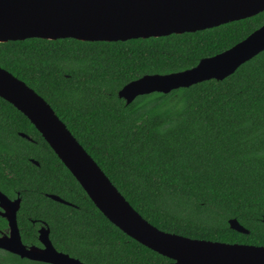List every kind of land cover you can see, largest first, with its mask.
Masks as SVG:
<instances>
[{
	"label": "trees",
	"instance_id": "obj_1",
	"mask_svg": "<svg viewBox=\"0 0 264 264\" xmlns=\"http://www.w3.org/2000/svg\"><path fill=\"white\" fill-rule=\"evenodd\" d=\"M263 24L264 11L159 38L9 41L0 43V68L49 104L152 226L191 239L264 246V51L223 81L139 96L129 105L117 97L143 76L191 69ZM0 191L20 199L24 245H39L44 225L57 251L84 264L167 261L113 226L27 118L1 98ZM231 219L248 234L230 229ZM5 262L35 264L9 255Z\"/></svg>",
	"mask_w": 264,
	"mask_h": 264
},
{
	"label": "water",
	"instance_id": "obj_2",
	"mask_svg": "<svg viewBox=\"0 0 264 264\" xmlns=\"http://www.w3.org/2000/svg\"><path fill=\"white\" fill-rule=\"evenodd\" d=\"M263 11L264 0H0V43L28 39L125 42L159 38L212 29ZM263 51L264 24L230 49L202 59L191 69L143 76L122 87L117 97L129 105L139 96L169 94L210 80L223 81ZM0 98L27 118L95 208L113 226L171 260L168 264H264V246L191 239L152 226L118 192L49 104L2 68ZM47 197L70 205L55 195ZM19 205V198L11 201L0 192V207L4 210L1 215L6 218L8 228V235L0 237V249L47 264H83L57 252L45 226L38 231L43 249L26 247L16 224ZM228 225L238 233L248 234L235 219L229 220Z\"/></svg>",
	"mask_w": 264,
	"mask_h": 264
},
{
	"label": "flooded vegetation",
	"instance_id": "obj_3",
	"mask_svg": "<svg viewBox=\"0 0 264 264\" xmlns=\"http://www.w3.org/2000/svg\"><path fill=\"white\" fill-rule=\"evenodd\" d=\"M1 192V191H0ZM2 193V192H1ZM3 194V193H2ZM18 194V193H17ZM3 195H5V194H3ZM6 196V195H5ZM7 197V196H6ZM8 198V197H7ZM16 198H19L18 197V195H16ZM16 198H8L9 200H11V201H13V200H15ZM19 209H20V205H19ZM19 209L16 211V224H17V214H18V211H19ZM4 213V210L0 207V226L1 225H6V227H0V237L1 236H3V235H8V228H7V220H6V218H4L1 214H3ZM32 223L34 222V221H31ZM34 224V223H33ZM44 226V225H43ZM39 229H40V227L38 228V230H37V241H38V231H39ZM50 240V239H49ZM51 242V241H50ZM38 244L39 245H31V246H35V247H38V248H40V249H43V246L39 243V241H38ZM52 244V243H51ZM243 245H248V244H243ZM26 247H31V246H28V245H25ZM56 250V249H55ZM57 251V250H56ZM57 252H59V251H57ZM60 253H63V252H60ZM65 254V253H64ZM4 255L5 256H7L8 257V255L9 256H12V257H17L18 259H20L21 261L23 260V261H27V262H31V263H35V264H47V263H43V262H39V261H33V260H29V259H26V258H20L19 256H17V255H14V254H11V253H9L8 251H5V250H2V249H0V260L2 261V263L0 262V264H5V263H7V262H5V257H4ZM69 256V255H68ZM70 257V256H69ZM71 258H73V257H71ZM74 259H77V258H74ZM167 259V258H166ZM78 260V259H77ZM79 261V260H78ZM172 261L171 260H169V259H167V261L164 263V264H168V263H171ZM82 263V262H81ZM7 264H12V263H7ZM84 264V263H83Z\"/></svg>",
	"mask_w": 264,
	"mask_h": 264
},
{
	"label": "rangeland",
	"instance_id": "obj_4",
	"mask_svg": "<svg viewBox=\"0 0 264 264\" xmlns=\"http://www.w3.org/2000/svg\"><path fill=\"white\" fill-rule=\"evenodd\" d=\"M4 257H5L6 259H8V257H7V256H5V255H4ZM5 258H4V259H5ZM1 263H2V262H1ZM5 264H7V263H5ZM24 264H25V263H24Z\"/></svg>",
	"mask_w": 264,
	"mask_h": 264
}]
</instances>
